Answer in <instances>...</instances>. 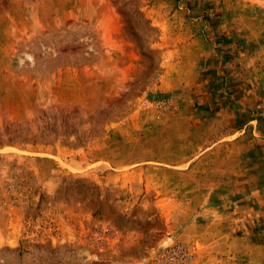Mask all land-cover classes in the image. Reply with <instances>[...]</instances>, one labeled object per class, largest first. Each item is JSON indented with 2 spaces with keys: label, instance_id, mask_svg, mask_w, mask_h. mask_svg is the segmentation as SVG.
Wrapping results in <instances>:
<instances>
[{
  "label": "rangeland",
  "instance_id": "obj_1",
  "mask_svg": "<svg viewBox=\"0 0 264 264\" xmlns=\"http://www.w3.org/2000/svg\"><path fill=\"white\" fill-rule=\"evenodd\" d=\"M0 264H264V0H0Z\"/></svg>",
  "mask_w": 264,
  "mask_h": 264
},
{
  "label": "crops",
  "instance_id": "obj_2",
  "mask_svg": "<svg viewBox=\"0 0 264 264\" xmlns=\"http://www.w3.org/2000/svg\"><path fill=\"white\" fill-rule=\"evenodd\" d=\"M99 22H102V20H108L109 22L105 25V27H100L101 29V32H102V38H103V41H104V45H108V35L109 34H112V33H115L117 32L118 30V24L116 22V18L114 17V15L112 13H105V16L104 17H100L99 18ZM101 24V23H100ZM99 26V25H98ZM101 26V25H100ZM108 49H110L109 51L111 53H113V51H118L119 49L117 48H114L112 46H108ZM109 65H107V61H104L103 63H99L98 65L96 63H91L90 65H88V72H85V74L87 75H96V68H112L113 67V62H114V59L111 58V60H109ZM106 65V66H105ZM129 66V65H128ZM90 69V70H89ZM131 72V68L128 67L127 70L125 71H122L121 74L122 76L126 73V74H129ZM99 73H103L101 71H99ZM76 75V73L74 74V76Z\"/></svg>",
  "mask_w": 264,
  "mask_h": 264
}]
</instances>
